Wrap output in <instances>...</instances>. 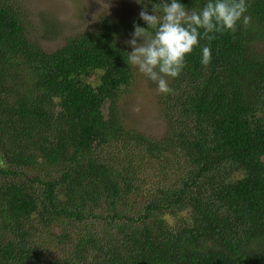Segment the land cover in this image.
<instances>
[{
  "label": "trees",
  "instance_id": "obj_1",
  "mask_svg": "<svg viewBox=\"0 0 264 264\" xmlns=\"http://www.w3.org/2000/svg\"><path fill=\"white\" fill-rule=\"evenodd\" d=\"M246 2L247 28L201 29L165 77L157 138L121 102L146 22L101 17L47 52L0 0V264H264V0Z\"/></svg>",
  "mask_w": 264,
  "mask_h": 264
},
{
  "label": "clouds",
  "instance_id": "obj_2",
  "mask_svg": "<svg viewBox=\"0 0 264 264\" xmlns=\"http://www.w3.org/2000/svg\"><path fill=\"white\" fill-rule=\"evenodd\" d=\"M248 9L246 0H208L199 12H190L178 0H170V3L161 0L153 4L154 14L151 15L145 6L139 17L148 28L134 24L132 38L125 41L133 48L126 61L155 82L159 93L171 94L173 89L165 77L176 78L181 74L186 67V57L200 47V30L209 42L216 38L214 33L235 34L239 22L242 21L245 28L250 25L251 17L245 15ZM149 29L154 30V34ZM210 62L211 48L204 46L201 63L207 67Z\"/></svg>",
  "mask_w": 264,
  "mask_h": 264
},
{
  "label": "rangeland",
  "instance_id": "obj_3",
  "mask_svg": "<svg viewBox=\"0 0 264 264\" xmlns=\"http://www.w3.org/2000/svg\"><path fill=\"white\" fill-rule=\"evenodd\" d=\"M26 13L31 37L43 50L55 51L65 39L94 28L101 17H113L120 23L141 20L140 11L148 0H14ZM56 24L57 31L46 28ZM131 37L128 39L130 40ZM142 42V41H138ZM133 51L131 45L128 44ZM131 88L122 96L123 113L128 123L154 137H160L164 122L158 103L157 84L140 73L138 68Z\"/></svg>",
  "mask_w": 264,
  "mask_h": 264
}]
</instances>
